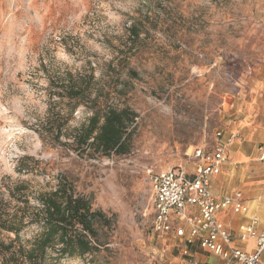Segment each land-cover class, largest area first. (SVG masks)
Returning <instances> with one entry per match:
<instances>
[{
	"label": "rangeland",
	"instance_id": "rangeland-1",
	"mask_svg": "<svg viewBox=\"0 0 264 264\" xmlns=\"http://www.w3.org/2000/svg\"><path fill=\"white\" fill-rule=\"evenodd\" d=\"M262 69L264 0H0V199L13 205L18 182L32 198L65 177L110 225L92 259L53 264H170L176 245L153 230L150 173L190 172L193 149L214 147L232 124L230 104L254 102ZM68 72L92 74L86 98L98 94L99 110L137 114L127 154L65 145L92 113L79 105L70 114L50 91ZM58 113L62 143L45 124Z\"/></svg>",
	"mask_w": 264,
	"mask_h": 264
},
{
	"label": "trees",
	"instance_id": "trees-1",
	"mask_svg": "<svg viewBox=\"0 0 264 264\" xmlns=\"http://www.w3.org/2000/svg\"><path fill=\"white\" fill-rule=\"evenodd\" d=\"M130 29L131 37L137 38V25L131 24ZM66 76L49 80L50 91L65 100L70 114L79 105L87 106L92 113L65 145L90 157L127 154L137 114L126 107L109 105L99 110L98 94L86 98L92 74L75 78L68 72ZM66 119L58 113L45 122L57 143H62L60 136ZM9 192L15 197L13 205L10 200L0 199V264H53L64 257L92 259L99 252L103 245L99 228L109 226L110 220L92 207L88 197L75 193L65 177H60L54 189L38 192L32 198L24 182H18ZM29 227L36 229L32 236L23 239L21 232Z\"/></svg>",
	"mask_w": 264,
	"mask_h": 264
},
{
	"label": "built area",
	"instance_id": "built-area-1",
	"mask_svg": "<svg viewBox=\"0 0 264 264\" xmlns=\"http://www.w3.org/2000/svg\"><path fill=\"white\" fill-rule=\"evenodd\" d=\"M212 148L196 146L191 154L194 162L189 172L182 167L150 173L151 198L154 210L152 227L161 235L173 233L187 243L195 240L224 261V264H264V227L257 228L258 219L250 217L238 225L234 234L219 219L221 211L231 209L246 214L248 206L241 191L215 194L211 178L221 171L227 145L239 139L238 134L218 130ZM257 160L264 165V144L257 146ZM254 238V247L246 251L239 246Z\"/></svg>",
	"mask_w": 264,
	"mask_h": 264
},
{
	"label": "crops",
	"instance_id": "crops-1",
	"mask_svg": "<svg viewBox=\"0 0 264 264\" xmlns=\"http://www.w3.org/2000/svg\"><path fill=\"white\" fill-rule=\"evenodd\" d=\"M253 91L254 102L244 103L239 110L237 103L229 106L232 124L225 132L238 134L239 139L227 149L230 161L224 162L221 171L211 178V188L215 194L239 190L246 199V214H236L231 209L218 214L219 219L234 234L238 225L250 217L258 219L257 228L264 227V165L257 160V146L264 144V69L256 75ZM166 236L174 239L172 245H176L177 250L170 264H224L221 258L201 248L197 240L187 243L184 237H177L173 233ZM254 242V238H248L239 242V246L251 251ZM261 260L264 263V253Z\"/></svg>",
	"mask_w": 264,
	"mask_h": 264
}]
</instances>
